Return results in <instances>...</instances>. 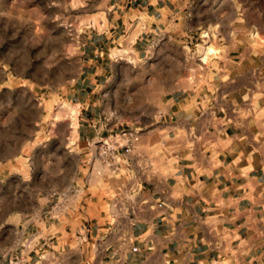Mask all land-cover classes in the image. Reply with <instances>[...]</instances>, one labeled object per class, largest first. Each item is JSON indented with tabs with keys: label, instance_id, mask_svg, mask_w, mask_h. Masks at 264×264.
I'll use <instances>...</instances> for the list:
<instances>
[{
	"label": "crops",
	"instance_id": "obj_1",
	"mask_svg": "<svg viewBox=\"0 0 264 264\" xmlns=\"http://www.w3.org/2000/svg\"><path fill=\"white\" fill-rule=\"evenodd\" d=\"M123 2L130 14L147 18L148 41L182 39L152 33L168 24L176 1L140 0L130 8ZM113 27L98 38L108 47L84 46L82 72L63 101L78 108L79 123L78 141L69 147L71 129L63 121V151L66 157L83 151L76 178L61 186L79 188L78 201L58 221L41 203L54 200V175H46L41 189L33 164L39 120L27 136L20 115H0V264H34L41 254L47 264L55 258L57 264H264V168L247 151V140L264 124L263 46L218 41L219 57L209 66L181 69L165 84L144 87L142 114L132 109L125 116L139 142L120 172L111 173L98 165L92 170L91 161L94 142L125 128L119 109L106 110L116 94L109 83ZM247 27L264 39V19Z\"/></svg>",
	"mask_w": 264,
	"mask_h": 264
},
{
	"label": "rangeland",
	"instance_id": "obj_2",
	"mask_svg": "<svg viewBox=\"0 0 264 264\" xmlns=\"http://www.w3.org/2000/svg\"><path fill=\"white\" fill-rule=\"evenodd\" d=\"M123 1L0 0V115H20L17 121L27 136L34 130L31 122L39 120V147L32 156L33 164L38 169L41 189L46 175H54L55 189L50 193L54 200V193L67 189L61 187L62 182L76 178L83 149L66 157L63 146L68 126L60 121L52 129L51 117L59 104L67 103L63 101L69 87L80 77V52L91 43L94 49L106 45L107 41L98 38L104 37L100 34L108 27L113 25L118 36L111 45L114 62L109 81L116 87V94L113 105L107 104L106 110L110 106L119 109L124 117L132 109L142 114L149 97L144 87L150 83L165 84L181 69L186 72L188 67L209 66L210 58L219 57L218 41L249 42L254 48L262 45L264 50V43L256 42L264 39L258 33L253 35V27L247 29L248 23L264 19V0H173L177 8L175 11L172 6L168 24L152 28V33L182 36L177 42L159 37L153 40L154 36L148 41L147 18L142 13L130 14ZM129 1L130 8L140 0ZM138 35L147 40L140 42ZM134 49L143 51V56H135ZM114 52L118 58H113ZM148 55L150 58H146ZM108 93L104 91L103 97ZM35 96L40 101L38 108ZM126 118L125 128L129 123ZM247 143L248 154L264 168V124ZM66 159L69 175L64 177L60 168ZM41 201L48 211L53 201L48 206L45 198ZM73 244L77 246L76 241ZM42 258L46 259L41 254L34 264H47ZM53 264H57L56 258Z\"/></svg>",
	"mask_w": 264,
	"mask_h": 264
},
{
	"label": "built area",
	"instance_id": "obj_3",
	"mask_svg": "<svg viewBox=\"0 0 264 264\" xmlns=\"http://www.w3.org/2000/svg\"><path fill=\"white\" fill-rule=\"evenodd\" d=\"M139 139L140 135L137 130L122 128L112 138L94 142L92 144V170H95L96 165H98L111 173H119L122 162L128 161L133 155ZM79 195L80 190L77 187H69L54 193L55 200L46 216L51 220L58 221L73 209ZM9 264H17V262H10Z\"/></svg>",
	"mask_w": 264,
	"mask_h": 264
},
{
	"label": "bare ground",
	"instance_id": "obj_4",
	"mask_svg": "<svg viewBox=\"0 0 264 264\" xmlns=\"http://www.w3.org/2000/svg\"><path fill=\"white\" fill-rule=\"evenodd\" d=\"M60 121L68 122L71 129L69 147L74 146L75 143L78 141V108L73 107L68 103L59 104V106L52 114L51 128L53 129L54 127H56L57 123H59Z\"/></svg>",
	"mask_w": 264,
	"mask_h": 264
}]
</instances>
